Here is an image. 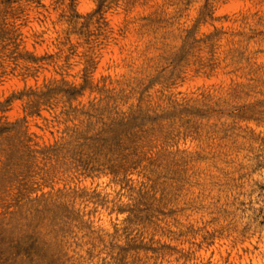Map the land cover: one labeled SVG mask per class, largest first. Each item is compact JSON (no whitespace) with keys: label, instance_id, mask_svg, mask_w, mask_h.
Segmentation results:
<instances>
[{"label":"rangeland","instance_id":"1","mask_svg":"<svg viewBox=\"0 0 264 264\" xmlns=\"http://www.w3.org/2000/svg\"><path fill=\"white\" fill-rule=\"evenodd\" d=\"M261 234L264 0H0V264H235Z\"/></svg>","mask_w":264,"mask_h":264},{"label":"clouds","instance_id":"2","mask_svg":"<svg viewBox=\"0 0 264 264\" xmlns=\"http://www.w3.org/2000/svg\"><path fill=\"white\" fill-rule=\"evenodd\" d=\"M224 244L225 247H228V242H224ZM244 247L249 249L247 254H244L241 251ZM237 252H240V254L243 255V260H238L236 255ZM232 261L235 262V264H264V234H261L259 237H251V239L246 241L245 244L238 245L233 251Z\"/></svg>","mask_w":264,"mask_h":264}]
</instances>
